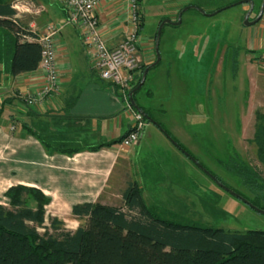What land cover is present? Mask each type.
<instances>
[{"label":"rangeland","instance_id":"1","mask_svg":"<svg viewBox=\"0 0 264 264\" xmlns=\"http://www.w3.org/2000/svg\"><path fill=\"white\" fill-rule=\"evenodd\" d=\"M36 1L48 10V0ZM184 1L182 8L190 2ZM232 1L223 0L226 4ZM253 1L254 11L250 19L256 16L257 6L261 2ZM243 5H233L215 15L203 14L195 8L188 9L183 12L179 25L166 24L160 36L161 64L158 66L160 68L152 71L157 72L164 67L167 61L164 51L175 45L180 51H190L188 59H182L181 64L186 69L184 72L187 77H191L194 70L197 79L181 83L177 77L178 71H172L171 68L166 80L163 78V70H159L158 92L151 100L159 110L155 111L158 115L153 111L152 114L173 137L178 132L173 131L176 129L173 125L178 126L181 134L184 132L180 138L177 135L182 146L201 164L187 156L185 150L177 148L168 135L160 131V127L148 121L140 143L130 147H135L137 154L133 162L126 164L123 170L122 185L112 184L107 192L110 194L105 196L106 203L121 207L123 203L120 192L126 181L134 180L140 186L146 204L162 219L225 230H264V213L231 192L252 200L258 208L264 209V192L257 199L241 179L230 171V165L237 159L249 164L264 177V166L258 161L255 144L251 142L255 114L257 111L264 113V59H261L262 65L248 67L251 53L245 51L246 39L250 31L251 36L255 34L258 22L249 26L244 24L243 17L247 10H243ZM35 6L31 4V9L34 10ZM142 9L144 27L141 33L144 36L151 34L152 44L158 22L168 18V4L165 0H142ZM170 18L175 21L177 16ZM218 43L228 49L225 67L222 76L217 74L218 80L213 69L212 83L208 86L206 79L210 69L205 67L209 65L214 44ZM193 51L197 54L194 55ZM259 54L255 52L254 56L259 59ZM140 57V65L155 60L144 62L143 57ZM152 71L147 72V81H144L141 90L148 85ZM251 78H254V84L251 85L250 105L255 112L248 116L246 106L251 93ZM243 123L245 133L242 135ZM1 202L7 203V199ZM45 223H48V211ZM64 225L71 228L75 223L66 220Z\"/></svg>","mask_w":264,"mask_h":264},{"label":"crops","instance_id":"2","mask_svg":"<svg viewBox=\"0 0 264 264\" xmlns=\"http://www.w3.org/2000/svg\"><path fill=\"white\" fill-rule=\"evenodd\" d=\"M218 1L220 0H190L189 4L195 3L200 9L208 12L224 3L223 0L220 4ZM10 2L14 10L13 18L24 27L42 29L47 23L60 27L55 36L60 88L48 101V111L40 112L26 108L20 98L25 92L32 90L30 76L33 71L12 76L5 59H0V107L3 105L0 115V203L2 199L6 200L4 192L11 185L38 187L50 199L46 206L48 217H57L63 222L73 221L75 225L67 229L74 230L79 225L71 213L74 204L95 201L106 203L105 196L108 197L110 194L107 192L112 184L122 185L123 170L126 164L133 162L137 153L135 147L120 152L119 142L114 141L121 139L128 132L131 117L125 109L124 98L119 89L102 79L91 67L88 51L82 44L80 30L65 22L66 10L58 0H48V10L36 0ZM124 2L104 0L98 8L99 24L110 48L116 46L128 28ZM184 2L165 0L169 8L166 17L172 20L170 17L177 16ZM31 4L37 5L34 10L31 9ZM243 4L245 11L249 5ZM138 8L143 16L142 0H139ZM143 27L144 17L141 30ZM256 28L255 34L251 36L250 31L246 39L245 51L251 53L247 63L249 68L262 65L261 59H264V10ZM141 30L140 55L144 62H151L156 56L154 42L151 44L153 37L151 34L144 36ZM2 34L0 28V37ZM213 49L209 65L205 67L207 70L210 69L206 79L208 86L212 83L213 69L216 72V80L217 74L222 76L228 51L227 46L221 43L214 44ZM193 52L194 55L197 54ZM255 52L260 53L259 59L254 56ZM189 53L190 51L176 49L175 45L166 48L164 54L167 61L164 67L157 72L152 71L156 70L154 68H160L158 67L161 64L160 58V63L149 71L153 73L149 77L148 85L135 93V103L154 118L152 120L157 128L159 126L156 121L160 124L161 122L152 114L157 108L151 100L158 92L159 70H163V78L166 80L169 78L171 68L172 71H178L177 77L181 83L196 80L197 73L192 70L193 75L187 77L184 72L186 69L184 70L181 64L182 59L185 61L188 59ZM193 59L198 62L196 57ZM252 81L254 78L249 81L250 88L254 84ZM251 94L252 88L248 96V108L246 106L248 116L255 112L250 105ZM155 114L158 115L157 112ZM172 127L176 128L173 130L175 133L178 130L179 138L184 134L179 132L177 125ZM242 129L243 135L244 123ZM160 131L163 132L161 128ZM168 133L171 136L168 137L174 143L175 139L181 144L177 135L173 137L170 132ZM100 145L102 146L99 147ZM73 149L72 153L67 152Z\"/></svg>","mask_w":264,"mask_h":264},{"label":"trees","instance_id":"3","mask_svg":"<svg viewBox=\"0 0 264 264\" xmlns=\"http://www.w3.org/2000/svg\"><path fill=\"white\" fill-rule=\"evenodd\" d=\"M236 1L222 3L208 12L202 10L210 13ZM189 5L199 7L195 3ZM13 15L11 2L0 0L3 33L0 59H5L10 74L16 76L38 67L41 47L36 41L22 39L26 27ZM142 25L143 16L139 14L138 35ZM147 65L149 63L140 65L131 90L139 83ZM142 87L133 93L134 101L135 93ZM2 111L3 105L0 115ZM142 112L146 119H154L145 110ZM255 119L251 142L255 144L258 161L264 166V113L257 111ZM156 124L170 136L158 121ZM174 141L187 156L200 163ZM230 166V171L257 199L262 197L264 177L259 172L237 159ZM4 196L7 203H0V264H264V230H225L162 219L146 204L142 190L134 180L128 181L121 192V207L99 201L74 204L71 213L79 222L74 230L67 229L57 217L50 216L45 223L50 199L38 187L11 185ZM247 200L258 207L252 200Z\"/></svg>","mask_w":264,"mask_h":264},{"label":"built area","instance_id":"4","mask_svg":"<svg viewBox=\"0 0 264 264\" xmlns=\"http://www.w3.org/2000/svg\"><path fill=\"white\" fill-rule=\"evenodd\" d=\"M58 1L66 10L65 22L79 28L91 67L102 79L116 86L124 98L125 109L131 121L128 132L118 145V149L122 152L139 142L148 122L144 114L129 101V91L136 81L135 77L141 62L138 0H124L128 28L113 48L108 46L99 24L98 8L104 0ZM59 30V26L51 23H47L42 29H23L22 39L36 41L41 47L38 67L30 76L32 90L21 96L26 108L40 112L48 111V101L59 92L60 73L57 67L55 44V36Z\"/></svg>","mask_w":264,"mask_h":264},{"label":"water","instance_id":"5","mask_svg":"<svg viewBox=\"0 0 264 264\" xmlns=\"http://www.w3.org/2000/svg\"><path fill=\"white\" fill-rule=\"evenodd\" d=\"M241 3H247L249 5L244 17H243V22L245 25L249 26V25H252L256 22H258L260 20V18L262 17V14H263V10H264V0H261L260 2V5H259V9L257 11V14L256 16L253 18V19H250V15L254 9V2L253 0H238L236 2H233L231 4H228L220 9H217L213 12H210V13H207V12H204L202 9H200L199 7L197 6H194V5H188V6H185L183 7L177 14V19L175 21H172L168 18H165L163 20L160 21L158 27H157V30H156V34H155V41H154V50H155V60L150 63L149 65H147L143 72H142V75H141V79L139 81V83L130 91L129 93V101L130 103L137 109L139 110L140 112H142V110L138 107V105L135 103L134 99H133V93L138 90L142 84L144 83L145 81V78H146V75H147V72L149 71L150 68L154 67L155 65H157L160 61V52H159V40H160V36H161V31H162V28L165 24H171V25H179L181 23V16L183 14L184 11L188 10L190 7H194L195 9H197L198 11H200L201 13L203 14H207V15H215L216 13L220 12L221 10L223 9H226V8H229L233 5H236V4H241ZM143 113V112H142ZM148 117V116H147ZM149 121L155 123L152 119L150 118H147ZM176 145V143H175ZM223 186V185H222ZM226 189V188H224ZM232 194H234L235 196L241 198L245 203H247L248 205H250L252 208L264 213V209H260L254 205H252L247 199L243 198L242 196L236 194L235 192L231 191Z\"/></svg>","mask_w":264,"mask_h":264}]
</instances>
